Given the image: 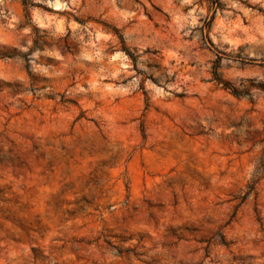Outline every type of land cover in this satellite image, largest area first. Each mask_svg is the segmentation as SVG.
<instances>
[{
  "label": "rangeland",
  "instance_id": "rangeland-1",
  "mask_svg": "<svg viewBox=\"0 0 264 264\" xmlns=\"http://www.w3.org/2000/svg\"><path fill=\"white\" fill-rule=\"evenodd\" d=\"M216 65L264 87V0H0V264H264V90Z\"/></svg>",
  "mask_w": 264,
  "mask_h": 264
},
{
  "label": "trees",
  "instance_id": "trees-1",
  "mask_svg": "<svg viewBox=\"0 0 264 264\" xmlns=\"http://www.w3.org/2000/svg\"><path fill=\"white\" fill-rule=\"evenodd\" d=\"M125 51L133 59V61L136 62V56H134L133 54L129 53L126 49H125ZM213 75H214V79H215V81L217 83L223 85L224 88L230 90L233 94H235L237 96H243V95H248L249 96L251 90L254 89V88L264 90L263 86L254 85V84H251L249 87L245 88L244 90H240L239 88L234 86L232 83L222 79V77H221V75L219 73V66H217V65L214 67Z\"/></svg>",
  "mask_w": 264,
  "mask_h": 264
}]
</instances>
